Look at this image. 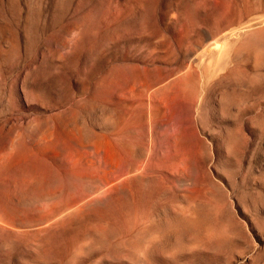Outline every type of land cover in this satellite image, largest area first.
<instances>
[{"label":"rangeland","instance_id":"obj_1","mask_svg":"<svg viewBox=\"0 0 264 264\" xmlns=\"http://www.w3.org/2000/svg\"><path fill=\"white\" fill-rule=\"evenodd\" d=\"M0 264H264V0H0Z\"/></svg>","mask_w":264,"mask_h":264}]
</instances>
